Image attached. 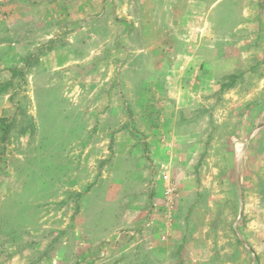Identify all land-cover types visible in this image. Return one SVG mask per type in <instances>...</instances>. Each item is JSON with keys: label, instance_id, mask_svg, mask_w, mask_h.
<instances>
[{"label": "rangeland", "instance_id": "374dc122", "mask_svg": "<svg viewBox=\"0 0 264 264\" xmlns=\"http://www.w3.org/2000/svg\"><path fill=\"white\" fill-rule=\"evenodd\" d=\"M149 3L0 0V264H264V0Z\"/></svg>", "mask_w": 264, "mask_h": 264}, {"label": "crops", "instance_id": "0c3cea01", "mask_svg": "<svg viewBox=\"0 0 264 264\" xmlns=\"http://www.w3.org/2000/svg\"><path fill=\"white\" fill-rule=\"evenodd\" d=\"M216 2H217V4H215V5H218V4H220L221 1H216ZM162 3L167 4V0H150V3L148 5H145V11L148 13H152L153 15H156V16H157V14H163L166 11V6ZM185 55H183V57L180 59L185 60L187 57ZM187 58H189V57H187ZM156 150H157L156 147L154 149H152V151H156ZM164 189L165 188H163L161 191H159V194L156 196V199H158L159 201L162 200V198L164 196ZM152 250H154V251L156 250L158 252L157 249H152ZM154 256H156V252H155Z\"/></svg>", "mask_w": 264, "mask_h": 264}, {"label": "trees", "instance_id": "16d2710c", "mask_svg": "<svg viewBox=\"0 0 264 264\" xmlns=\"http://www.w3.org/2000/svg\"><path fill=\"white\" fill-rule=\"evenodd\" d=\"M233 78H234V76H233ZM235 81H236L235 79H232L230 84H235ZM9 85L10 84H5L3 86H0V95L5 93V91L7 90ZM10 129H11V126L9 124L5 123L4 121H0V130L4 132V135H8L10 132Z\"/></svg>", "mask_w": 264, "mask_h": 264}, {"label": "built area", "instance_id": "2783aa9c", "mask_svg": "<svg viewBox=\"0 0 264 264\" xmlns=\"http://www.w3.org/2000/svg\"><path fill=\"white\" fill-rule=\"evenodd\" d=\"M164 178H165V180L169 179L168 176H165ZM175 191H176V189H175V187H173V185L170 184V186L167 187L165 193H166V196H168V202H169L168 204L174 203L173 198H175Z\"/></svg>", "mask_w": 264, "mask_h": 264}]
</instances>
